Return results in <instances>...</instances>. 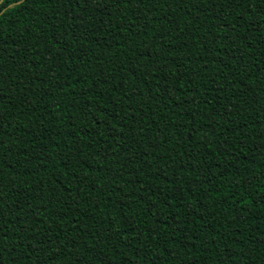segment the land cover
Listing matches in <instances>:
<instances>
[{
    "label": "trees",
    "instance_id": "16d2710c",
    "mask_svg": "<svg viewBox=\"0 0 264 264\" xmlns=\"http://www.w3.org/2000/svg\"><path fill=\"white\" fill-rule=\"evenodd\" d=\"M0 264H264V0H0Z\"/></svg>",
    "mask_w": 264,
    "mask_h": 264
},
{
    "label": "water",
    "instance_id": "95a60500",
    "mask_svg": "<svg viewBox=\"0 0 264 264\" xmlns=\"http://www.w3.org/2000/svg\"><path fill=\"white\" fill-rule=\"evenodd\" d=\"M20 3V2H17V4Z\"/></svg>",
    "mask_w": 264,
    "mask_h": 264
}]
</instances>
